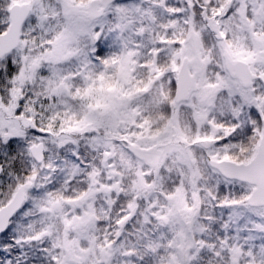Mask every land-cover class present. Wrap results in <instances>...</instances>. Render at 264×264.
I'll return each mask as SVG.
<instances>
[{
    "label": "snow or ice",
    "instance_id": "1",
    "mask_svg": "<svg viewBox=\"0 0 264 264\" xmlns=\"http://www.w3.org/2000/svg\"><path fill=\"white\" fill-rule=\"evenodd\" d=\"M0 264H264V0H0Z\"/></svg>",
    "mask_w": 264,
    "mask_h": 264
}]
</instances>
